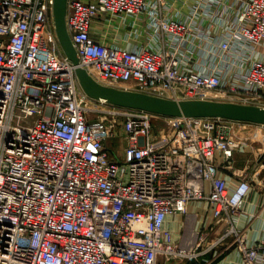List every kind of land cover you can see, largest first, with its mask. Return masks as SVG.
Instances as JSON below:
<instances>
[{
  "label": "built area",
  "instance_id": "built-area-1",
  "mask_svg": "<svg viewBox=\"0 0 264 264\" xmlns=\"http://www.w3.org/2000/svg\"><path fill=\"white\" fill-rule=\"evenodd\" d=\"M144 14L161 45L92 34L100 16L125 26ZM66 23L102 84L264 106V0H68ZM75 68L54 0H0V264L186 263L219 245L264 264V238L234 223L259 174L236 155L257 153L264 124L119 106L89 96ZM202 199L227 227L187 247L166 220Z\"/></svg>",
  "mask_w": 264,
  "mask_h": 264
},
{
  "label": "crops",
  "instance_id": "crops-1",
  "mask_svg": "<svg viewBox=\"0 0 264 264\" xmlns=\"http://www.w3.org/2000/svg\"><path fill=\"white\" fill-rule=\"evenodd\" d=\"M106 20L109 21L107 27L102 24ZM128 21H131V19H128ZM131 23L124 26L116 19H107L105 16H100L92 25V34L98 39L124 47L146 44L148 40L151 45H161L158 40L155 41L149 38L148 17H146V14L137 18L133 25ZM256 57H264V43L260 46ZM254 156L251 148L244 147L236 155L237 163L239 166H245L248 163L253 171L256 168L259 169L260 165L256 162ZM226 174V171L223 172V175ZM260 175L255 176L254 186L247 195L242 207L243 210L234 219L236 227L244 230L249 242L264 238V176L261 178ZM208 188H210V185H208ZM166 226L172 230L175 239L183 242L187 247L196 244L197 238L195 235L198 231L213 229L211 236L215 238L221 235L227 227L226 224H215L213 211L205 199L190 202L187 213L169 215ZM160 264H242V261L236 248L225 249L224 246L219 245L193 261L182 263L177 260H161Z\"/></svg>",
  "mask_w": 264,
  "mask_h": 264
},
{
  "label": "water",
  "instance_id": "water-1",
  "mask_svg": "<svg viewBox=\"0 0 264 264\" xmlns=\"http://www.w3.org/2000/svg\"><path fill=\"white\" fill-rule=\"evenodd\" d=\"M67 6L68 0H54L56 31L65 54L76 65V76L81 87L89 96L106 99L119 106L145 109L168 116H220L264 124V106L257 104L214 99H174L102 84L80 65L77 50L67 28Z\"/></svg>",
  "mask_w": 264,
  "mask_h": 264
},
{
  "label": "rangeland",
  "instance_id": "rangeland-1",
  "mask_svg": "<svg viewBox=\"0 0 264 264\" xmlns=\"http://www.w3.org/2000/svg\"><path fill=\"white\" fill-rule=\"evenodd\" d=\"M163 125H164V121L162 120H159L158 122H156V127H155V131L159 128H163ZM115 141V140H114ZM117 150H118V155H122V149L120 147H117ZM257 153H254V158L256 159V162H257V158H258V161H259V169H255L254 172H258L260 175V171H261V175L260 177L262 178L264 176V143L262 145H259L258 148H256V151ZM263 155V156H262Z\"/></svg>",
  "mask_w": 264,
  "mask_h": 264
}]
</instances>
